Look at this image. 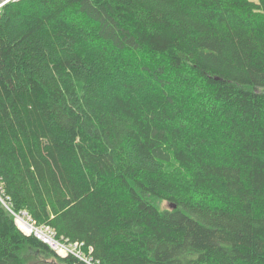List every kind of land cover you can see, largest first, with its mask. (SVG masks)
Returning a JSON list of instances; mask_svg holds the SVG:
<instances>
[{
    "label": "trees",
    "instance_id": "16d2710c",
    "mask_svg": "<svg viewBox=\"0 0 264 264\" xmlns=\"http://www.w3.org/2000/svg\"><path fill=\"white\" fill-rule=\"evenodd\" d=\"M0 183L95 264H264V0L6 3ZM0 264L89 263L0 201Z\"/></svg>",
    "mask_w": 264,
    "mask_h": 264
},
{
    "label": "built area",
    "instance_id": "2783aa9c",
    "mask_svg": "<svg viewBox=\"0 0 264 264\" xmlns=\"http://www.w3.org/2000/svg\"><path fill=\"white\" fill-rule=\"evenodd\" d=\"M9 1H11V0H7L5 2L0 3V9H2V7L6 3H8ZM5 193L6 192L0 183V201L13 215H15L16 224L19 223L20 225L26 226L29 233L34 234L36 237L41 239L43 242L50 245V247L54 251H56L59 255L63 251L64 254L66 253V256L73 254V255L80 257L82 259L81 255H78L77 253H75L73 251V249L77 248L78 246L80 248H83L82 243H79V242L72 243V242H68V241H65L68 244L62 243L59 239H56L55 230L51 226L41 224V227H38L37 225H39V224H37V222L31 217V215L26 210H21V211H19V213L14 211L12 209V207L9 205V202H8L9 197ZM24 233H26V232H24ZM29 233H26V234L29 235ZM63 257H65V256H63ZM88 263L89 264H95V263H92L91 261Z\"/></svg>",
    "mask_w": 264,
    "mask_h": 264
},
{
    "label": "rangeland",
    "instance_id": "374dc122",
    "mask_svg": "<svg viewBox=\"0 0 264 264\" xmlns=\"http://www.w3.org/2000/svg\"><path fill=\"white\" fill-rule=\"evenodd\" d=\"M2 203V202H1ZM3 204V203H2ZM160 206H161V208H168V207H170V205L167 203V202H161L160 203ZM17 213H19V212H17ZM13 215V214H12ZM14 216V219H15V215H13ZM17 225H18V227L23 231V232H26V233H29V231H28V229L26 228V226H23V225H20L19 223H17ZM38 227H41V225H37ZM56 233V232H55ZM29 235H32L31 233H29ZM56 239H59V238H57V236H56ZM62 243H67V242H65V240H62V239H59ZM68 244V243H67ZM73 251L75 252V253H77L78 255H81L82 256V259L83 260H85V261H87V263L88 262H92V260H91V258L86 254V251L83 249V248H80L79 246L77 247V248H74L73 249ZM63 253V251L60 253V255H62V256H66V253L64 254H62ZM93 263V262H92Z\"/></svg>",
    "mask_w": 264,
    "mask_h": 264
},
{
    "label": "water",
    "instance_id": "95a60500",
    "mask_svg": "<svg viewBox=\"0 0 264 264\" xmlns=\"http://www.w3.org/2000/svg\"><path fill=\"white\" fill-rule=\"evenodd\" d=\"M5 1H7V0H0V3L5 2Z\"/></svg>",
    "mask_w": 264,
    "mask_h": 264
}]
</instances>
